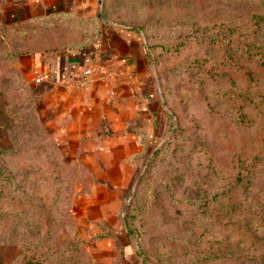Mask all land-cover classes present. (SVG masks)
Listing matches in <instances>:
<instances>
[{"label":"rangeland","instance_id":"obj_1","mask_svg":"<svg viewBox=\"0 0 264 264\" xmlns=\"http://www.w3.org/2000/svg\"><path fill=\"white\" fill-rule=\"evenodd\" d=\"M101 2L103 21L146 31L168 134L115 189L68 166L38 114L60 164L0 149V264H264V0ZM100 24H0L27 51L5 66L36 98L21 57L92 41ZM18 112L0 111V145Z\"/></svg>","mask_w":264,"mask_h":264},{"label":"crops","instance_id":"obj_2","mask_svg":"<svg viewBox=\"0 0 264 264\" xmlns=\"http://www.w3.org/2000/svg\"><path fill=\"white\" fill-rule=\"evenodd\" d=\"M101 0H0V24L65 12L101 17ZM91 54L76 50L21 57L39 119L68 166L121 189L133 181L140 154L167 136L166 109L140 30L105 22ZM92 69L84 84L71 72ZM146 142V145L142 142ZM115 192L114 197L116 198Z\"/></svg>","mask_w":264,"mask_h":264},{"label":"trees","instance_id":"obj_3","mask_svg":"<svg viewBox=\"0 0 264 264\" xmlns=\"http://www.w3.org/2000/svg\"><path fill=\"white\" fill-rule=\"evenodd\" d=\"M105 7V0H103V11ZM102 11V12H103ZM102 17L107 19L105 13H102ZM82 20V21H94L98 22L100 21L96 16H79L76 14H70V13H63V12H55V13H49L42 16H37L31 20L27 21H17L15 23L11 24H3L5 27H9L12 25H16L18 23H31L35 21H59L62 24H68L71 21L74 20ZM100 26L96 30V37L92 41H84V43L74 42L68 45H65V47L58 49L56 46L53 49H46V51H57V50H76L80 52V54H91L94 47L93 44L96 43L100 37L102 30L107 27L105 23H102L100 21ZM118 23V22H117ZM121 25H125L123 22H119ZM125 26L129 27L130 25L126 24ZM129 28H135L133 26ZM140 30L142 32L143 30V37L145 45L148 47L149 44V38L146 33V31L140 27ZM61 31H65V29L61 28ZM60 35V33H58ZM0 91L1 92H7L3 94L0 97V102L2 101V107H0V111L6 114V118H10L9 114L10 112H14L16 110L20 109V112H18V118H15L12 122V125L10 127H6V145H0V149H3L6 151L7 158L13 160L21 159L23 160L22 165H38L41 164L40 156L42 155L40 151L44 153V156L47 158V164L57 166L60 164L59 159L57 156H53L52 152H50V145L51 143L47 141L46 136L41 131L39 122H38V112H37V102L36 98L34 96V91L31 88H25L22 84L19 82L18 74L11 70V68L5 66V63L9 62L11 59H14L16 56L22 55L26 53L27 51H16L14 50V45L10 42L4 39V35H0ZM149 48V47H148ZM34 53V52H31ZM162 95L164 98V103L166 102V90L163 89ZM13 92H18L20 95H22L21 102H19L17 99L11 100L10 96H12ZM14 95V93H13ZM12 103L10 105V103ZM20 103V104H17ZM170 137L163 141L162 145L157 148L162 149L166 143L169 141ZM144 145H146V142L142 141ZM31 152H33L31 154ZM156 152V151H155ZM28 157V158H27ZM30 157H35L31 159ZM28 161V163H26ZM59 167V166H58ZM58 172V171H56ZM132 218V215H130ZM128 222V221H127ZM131 227V226H130ZM130 232H132V227L130 228Z\"/></svg>","mask_w":264,"mask_h":264},{"label":"built area","instance_id":"obj_4","mask_svg":"<svg viewBox=\"0 0 264 264\" xmlns=\"http://www.w3.org/2000/svg\"><path fill=\"white\" fill-rule=\"evenodd\" d=\"M91 73H92V69L83 68L71 72L70 76L73 77L79 84H84L86 80L90 77Z\"/></svg>","mask_w":264,"mask_h":264},{"label":"water","instance_id":"obj_5","mask_svg":"<svg viewBox=\"0 0 264 264\" xmlns=\"http://www.w3.org/2000/svg\"><path fill=\"white\" fill-rule=\"evenodd\" d=\"M100 7H101V5H100ZM161 98H162V96H161Z\"/></svg>","mask_w":264,"mask_h":264}]
</instances>
